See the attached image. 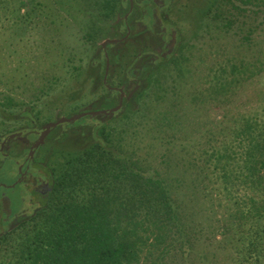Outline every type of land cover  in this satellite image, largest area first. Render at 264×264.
<instances>
[{
	"label": "rangeland",
	"instance_id": "obj_1",
	"mask_svg": "<svg viewBox=\"0 0 264 264\" xmlns=\"http://www.w3.org/2000/svg\"><path fill=\"white\" fill-rule=\"evenodd\" d=\"M35 4L43 12H36L25 31L0 17V137L22 126L12 123L13 115L31 111L46 122L57 109L76 102L79 66L91 55L92 43L103 28L105 19L93 1L35 0ZM220 4L195 45L163 71L135 109L107 127L113 131L109 145L118 142L116 151L124 159L150 167L163 163L166 156L170 169L165 172L186 177L187 184L174 188L172 198L194 252L189 259L181 258L179 236L170 232L165 241L169 247L151 248L150 240L139 264H240L235 262L237 251L230 247L232 237L219 233L233 223L235 205L246 203L239 201L241 180L224 184L229 173L223 171L224 163L212 170L213 163L208 166L205 161L212 151L234 144L229 129L237 128L241 120H264L260 84L264 66L259 67L264 64V0ZM218 85L225 86V92L213 97ZM218 103L227 114L224 121L213 119L221 110Z\"/></svg>",
	"mask_w": 264,
	"mask_h": 264
},
{
	"label": "trees",
	"instance_id": "obj_2",
	"mask_svg": "<svg viewBox=\"0 0 264 264\" xmlns=\"http://www.w3.org/2000/svg\"><path fill=\"white\" fill-rule=\"evenodd\" d=\"M90 1L104 19L116 2ZM38 6L35 0H0V17L25 31L36 12H43ZM88 28L94 32L92 25ZM260 84L264 85V76ZM223 92L225 86L218 85L212 95ZM217 106L221 110L213 119L226 120L220 103ZM238 125L229 129L228 138L234 144L212 151L205 162L208 166L213 163L212 170L224 163L223 171H229L224 184L241 180L243 199L239 201L246 202L235 205L233 223L222 227L219 235L232 237L228 241L237 251L236 263L264 264V120L243 119ZM96 131L100 138L91 135L94 143L78 159L66 163L56 183L55 199L47 209L32 225L0 240V264H139L148 242L152 241L149 247L163 250L170 232L179 236L180 257L189 259L194 249L184 236L182 215L172 198L174 188L187 184L186 177L165 172L170 169L166 156L163 163L150 167L124 159L116 151L118 142L109 145L112 129Z\"/></svg>",
	"mask_w": 264,
	"mask_h": 264
},
{
	"label": "flooded vegetation",
	"instance_id": "obj_3",
	"mask_svg": "<svg viewBox=\"0 0 264 264\" xmlns=\"http://www.w3.org/2000/svg\"><path fill=\"white\" fill-rule=\"evenodd\" d=\"M225 1L113 3L91 55L79 66L76 102L46 122L31 111L13 115L12 123L22 126L0 137V240L34 223L55 199L66 163L91 146V135L100 138L96 129L136 108L163 71L195 45Z\"/></svg>",
	"mask_w": 264,
	"mask_h": 264
},
{
	"label": "water",
	"instance_id": "obj_4",
	"mask_svg": "<svg viewBox=\"0 0 264 264\" xmlns=\"http://www.w3.org/2000/svg\"><path fill=\"white\" fill-rule=\"evenodd\" d=\"M118 109H116V110H114V112H116ZM77 118H75V119H73L72 121H74V120H76ZM53 126H55V125H53Z\"/></svg>",
	"mask_w": 264,
	"mask_h": 264
}]
</instances>
